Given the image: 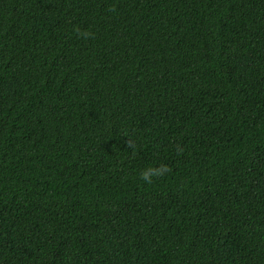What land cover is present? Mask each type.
I'll return each instance as SVG.
<instances>
[{"label":"trees","instance_id":"1","mask_svg":"<svg viewBox=\"0 0 264 264\" xmlns=\"http://www.w3.org/2000/svg\"><path fill=\"white\" fill-rule=\"evenodd\" d=\"M0 264H264V0H0Z\"/></svg>","mask_w":264,"mask_h":264},{"label":"clouds","instance_id":"2","mask_svg":"<svg viewBox=\"0 0 264 264\" xmlns=\"http://www.w3.org/2000/svg\"><path fill=\"white\" fill-rule=\"evenodd\" d=\"M76 30L80 31L79 29ZM80 35L87 39L91 36V33L88 31H80ZM177 152L179 154L182 152V149L178 147ZM169 171V167L164 163H150L139 170L138 179L144 184H152L155 180L165 177Z\"/></svg>","mask_w":264,"mask_h":264}]
</instances>
